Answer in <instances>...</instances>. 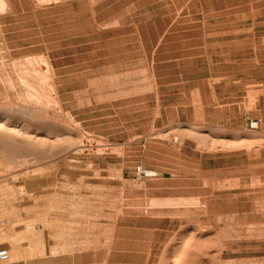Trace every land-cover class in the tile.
Segmentation results:
<instances>
[{"label":"rangeland","instance_id":"374dc122","mask_svg":"<svg viewBox=\"0 0 264 264\" xmlns=\"http://www.w3.org/2000/svg\"><path fill=\"white\" fill-rule=\"evenodd\" d=\"M5 1L0 234L57 183L42 264H264V0Z\"/></svg>","mask_w":264,"mask_h":264},{"label":"crops","instance_id":"0c3cea01","mask_svg":"<svg viewBox=\"0 0 264 264\" xmlns=\"http://www.w3.org/2000/svg\"><path fill=\"white\" fill-rule=\"evenodd\" d=\"M56 184L43 183L41 185L40 195H34V197L36 198L38 197L41 199L42 207L44 208L48 207V209L51 211L48 218L43 217V216L36 217L35 215L34 216L26 215V213L21 212L20 210L33 206L29 204L28 202H27L28 204L24 202V204L18 205L19 214L17 215V217H15L14 215H11L9 211L8 216H7L8 219L5 221H1V226L4 229L5 228L8 229V231L6 232L7 234L3 232V235L1 236V238H3L2 240H4V238L6 239L7 237L8 238L11 237L10 233H17V234L32 233L33 234V238H32L33 245H31L30 247L31 249L27 248L26 244L23 245L22 251L19 248L13 247L9 252H11V257L16 258V259H14L8 264H42L43 262V257H42L43 242L41 240L40 235H41V232L51 233L52 230L43 229V226L41 224L45 222H50V224L52 225L53 221L58 219V214L56 211H58L59 209V205H57V203H54V201H49L50 205L46 206L45 205V203L47 202L46 198L50 196L53 198L56 196L57 197L68 196V194H64V190L60 191L59 193L57 191L54 193L51 188L55 186ZM25 185L26 184L23 183L25 190H27ZM52 210H55V211H52ZM6 215H7L6 209L5 207H3V216H6ZM18 239L19 240L21 239L20 235H18ZM5 243L6 242L3 241V244ZM34 246H36L37 248H35ZM30 254H32V256Z\"/></svg>","mask_w":264,"mask_h":264},{"label":"built area","instance_id":"2783aa9c","mask_svg":"<svg viewBox=\"0 0 264 264\" xmlns=\"http://www.w3.org/2000/svg\"><path fill=\"white\" fill-rule=\"evenodd\" d=\"M258 125L256 120H251L249 122V128L255 129ZM135 173L139 178H153L156 177L157 173L155 171L146 169L141 165L135 166ZM9 260V253L7 249L0 250V262H7Z\"/></svg>","mask_w":264,"mask_h":264},{"label":"bare ground","instance_id":"6f19581e","mask_svg":"<svg viewBox=\"0 0 264 264\" xmlns=\"http://www.w3.org/2000/svg\"><path fill=\"white\" fill-rule=\"evenodd\" d=\"M5 0H0V7H3V5L5 4ZM8 4V3H7ZM1 9H3V8H1ZM26 73V72H25ZM28 75V74H27ZM29 75H31V74H29ZM28 75V76H29ZM26 78V77H25ZM21 80H23V79H21ZM27 80V79H26ZM44 80V79H43ZM29 81V80H28ZM33 90V89H32ZM41 94H42V92H41ZM40 95V94H39ZM5 138V137H4ZM6 139V138H5ZM4 140V139H3ZM0 141H2V140H0ZM8 141V140H7ZM9 142V141H8ZM24 142V141H23ZM4 144V143H3ZM6 144V143H5ZM1 216H3V206H1L0 205V217ZM8 231V229L7 228H5V229H3V230H1V234H0V237L3 235V232L4 233H6ZM7 234V233H6ZM5 235V234H4ZM8 238V237H7ZM3 239V238H2ZM5 239V238H4ZM219 259V258H218ZM216 261L217 260H213L212 262H211V264H217L216 263Z\"/></svg>","mask_w":264,"mask_h":264}]
</instances>
